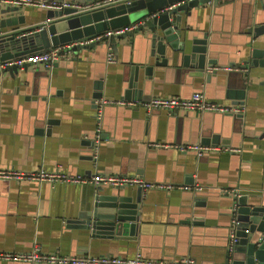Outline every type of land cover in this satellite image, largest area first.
<instances>
[{"label":"crops","instance_id":"obj_1","mask_svg":"<svg viewBox=\"0 0 264 264\" xmlns=\"http://www.w3.org/2000/svg\"><path fill=\"white\" fill-rule=\"evenodd\" d=\"M60 1L81 6L95 0ZM263 3L217 0L216 6L206 3L178 14L180 29L188 31L189 38L207 35L214 50L209 58L216 60L213 67L233 68L218 71L208 82L205 75H190L167 53L166 67L153 66L146 79L144 70L139 71L142 91L126 99L131 68L146 54L142 38L130 36L117 39L115 51L112 45L101 44L70 50L50 69L36 64L27 71L0 72V169L111 174L202 188H142L134 239L124 234L103 240L75 223L85 214L95 187L0 180V251L26 253L38 247L43 253L71 256L128 259L139 254L148 259L188 257L196 264H227L226 244L236 220L234 199L240 195L264 199V68L246 63L251 56L264 54V35L254 38L249 33L264 22ZM47 11L21 7L17 15L22 20L15 28L47 21ZM108 46L113 62H107ZM195 91L241 112L147 111L140 105L153 97L188 99ZM101 98L137 105L105 107L98 158L92 161L94 100ZM153 143L221 150L199 157L149 146ZM136 187H123L122 192L133 196Z\"/></svg>","mask_w":264,"mask_h":264},{"label":"water","instance_id":"obj_2","mask_svg":"<svg viewBox=\"0 0 264 264\" xmlns=\"http://www.w3.org/2000/svg\"><path fill=\"white\" fill-rule=\"evenodd\" d=\"M181 1L121 0L116 4L89 11L76 7L48 10L45 15L47 21L24 30L15 28L18 21L22 20L17 15L21 7L0 8V62L17 60L65 45H71L69 50L77 51L109 44L115 51L117 39L141 37L146 54L143 61L140 60L139 64L131 68L124 93L126 99L131 98L132 93L142 91L138 83L139 71L144 70L146 79L151 75L153 66L166 67L167 53L174 61L180 60L181 66L190 71V75H205L208 82L212 76L218 74V71L206 73L208 67L216 64V60L209 58L214 50L210 47L207 35L189 38L188 31L180 29L181 18L178 14L210 2L216 6L217 0H192L186 3ZM262 8L264 9V3ZM7 28L11 29L1 32ZM122 28L127 31L115 34ZM250 32L254 38L264 35V22ZM246 63L264 68V54L260 57L251 56ZM30 65H13L6 70L11 73L20 69L27 71ZM114 190L106 191L102 186L95 187L94 197L84 211L85 214L79 215V220L75 223L97 239H120L124 234L134 239L143 203L142 188L136 187L133 196H125L123 187ZM234 200L238 224L237 243L231 264H264V199L254 195H240Z\"/></svg>","mask_w":264,"mask_h":264},{"label":"built area","instance_id":"obj_3","mask_svg":"<svg viewBox=\"0 0 264 264\" xmlns=\"http://www.w3.org/2000/svg\"><path fill=\"white\" fill-rule=\"evenodd\" d=\"M121 0H95L86 3L81 6H72L64 1L60 0H0V3L9 7H35L44 10L50 9H62L65 7H76L84 11L95 10L105 6L113 5ZM192 0H182L181 3L190 2ZM211 3V2H210ZM127 31L119 30L115 34H121ZM110 48V46H108ZM70 46H57L52 47L49 50L33 54L28 57L20 58L17 60H10L0 62V72L6 70V68L16 65L21 66L25 63L31 65L43 64L45 68H52L53 65L60 59L67 57ZM111 49V48H110ZM114 56L112 49L107 54V62H113ZM233 68L224 67H208L207 72L220 71L225 72L232 71ZM244 71V69H242ZM120 106V107H133L137 105L135 101L125 100H107L96 99L94 100V134L92 138L91 146V159L96 161L98 158V150L101 142L102 135V118L104 115V109L106 106ZM140 105L147 111L152 110H164L168 112L172 111H187V112H199V113H221V114H240L241 110L231 105H223L208 100L202 93H193L190 98L182 99L179 97H153L150 100L140 103ZM153 148H173L179 153L190 152L196 156H203L208 153H215L221 149L212 146H203L199 144H165V143H153L149 144ZM228 152H239V149L224 148ZM0 180L22 182V181H34L38 184H68V185H90L93 187H126L137 186L145 189H163V190H195L201 191L202 188L195 186L193 188L189 186H173L171 184H153L143 182L141 179L129 176L111 175V174H98L92 175H79L62 172L60 170L47 171L43 169L34 171H21V170H4L0 169ZM238 222L233 221L231 231L228 235L226 253L227 264H231L233 254L235 251L237 237L236 226ZM0 261L3 262H20L26 264H195V261L191 258H181L176 260H162V259H148L141 255H136L134 258H116L112 256H91V255H60L54 253H43L38 247H34L31 251L26 253H14V252H2L0 251Z\"/></svg>","mask_w":264,"mask_h":264}]
</instances>
